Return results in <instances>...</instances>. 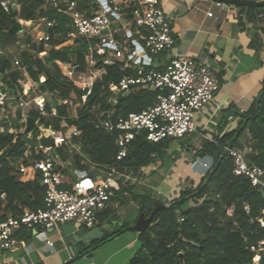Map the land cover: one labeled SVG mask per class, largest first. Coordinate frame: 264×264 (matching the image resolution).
<instances>
[{"label":"trees","instance_id":"obj_1","mask_svg":"<svg viewBox=\"0 0 264 264\" xmlns=\"http://www.w3.org/2000/svg\"><path fill=\"white\" fill-rule=\"evenodd\" d=\"M3 1H13L16 6L5 10L1 6ZM78 2L77 9L86 10L87 16L91 15L90 11L97 10L92 8L90 0ZM132 6L133 4L124 8L129 21L133 20ZM238 8L241 15H246L250 21L261 25L264 35V8ZM37 18H45L53 23L52 27L45 24L50 40L42 43L36 54L25 53L23 64L29 76L38 82L40 91L57 100L55 103L48 101L47 106L50 113L52 105H56L57 116L40 117L39 114L31 113L33 119H41V125L55 131H66L62 126L64 122L68 126L77 127L81 134L73 137L72 143L81 146L82 153L92 162L104 167L116 166L120 170L138 172L155 164L157 160H164L174 140L152 143L145 135L137 136L129 145L127 156L118 161L120 148L116 142V134L96 126L100 118L126 117L130 113L141 112L156 102L158 91L136 88L130 94L118 96L109 92L110 83H119L123 77L133 74L125 63L117 61L114 65L107 66V75L99 80L87 102L77 107L75 120L70 119L69 110L72 106L58 104V101L73 104L81 100L83 95V92L62 76L58 63L78 64L80 70L85 71L86 57L97 39L68 38L74 31L72 19L51 6L49 0H0V44L18 41L21 34L20 20L32 21ZM28 25L23 23V27ZM45 44L49 45L50 50L40 58L38 53L44 51ZM95 57L101 59L96 54ZM0 73L5 76L3 81L9 88H16L20 74L13 71L9 60L1 57ZM42 75L46 76L44 83L39 82ZM262 93L259 107L255 104L243 115L237 130L217 137L213 142H205L197 151L196 158H213V167L197 186L192 182L190 187L183 188L179 197L172 200L168 208L156 214L152 224L140 234L142 247L130 264H254L258 255L259 264H264V251L258 252L259 245L264 242V227L259 222L263 217L264 196L247 178L233 174V159L225 151V147L242 151L248 163L264 169V89ZM38 134L39 130L35 129L36 138ZM27 144V135L0 132V221L9 215L17 216L26 210L36 211L44 207L45 187L41 184L40 176L32 181L20 180L21 164L29 165L30 160L45 158L43 152L37 153L35 150L26 156ZM56 151L66 159L65 153L71 152V149L65 144ZM72 154L79 171H85L86 167L81 165V156L76 151H72ZM119 187L112 200H117L119 196L123 200H140V212L146 217L151 215L157 205L164 204L162 200L151 201L144 194H136V186H126L120 182ZM125 191L129 196H124ZM112 215L110 210L104 211L98 216L97 223L116 217ZM127 227L128 225H124L122 229L106 235L97 244L102 245ZM20 235L27 237L29 233L24 229Z\"/></svg>","mask_w":264,"mask_h":264},{"label":"crops","instance_id":"obj_2","mask_svg":"<svg viewBox=\"0 0 264 264\" xmlns=\"http://www.w3.org/2000/svg\"><path fill=\"white\" fill-rule=\"evenodd\" d=\"M103 1L90 0V3L92 8H97L98 11ZM160 6L165 14L172 18L175 46L171 51L148 55L150 60L147 61L149 66L146 67L163 69L175 57H188L209 66L220 82V91L214 101L195 115L196 131L189 134L196 139L192 145L185 143L171 147L174 140L164 160H157L155 164L138 172L120 170V182L126 186H136V194H144L151 201L162 200L169 206L172 200L179 197L183 188L190 187L192 182L197 186L208 172L206 166L214 164L211 157L196 158V153L203 144L237 130L243 115L257 104V99L264 89V35L261 25L250 21L246 15H241L238 6L213 0H160ZM96 11H90L91 15ZM79 12L87 15L86 10ZM42 19L20 20L21 34L18 41L0 44V57L9 60L13 71L20 74L16 88L12 89L4 83L5 76L0 73V85L14 94L24 96L26 100L31 101L43 95L48 102L50 94L40 91L38 82L29 76L23 64V55L36 54L37 48L44 43L36 39L46 32ZM24 22L29 25L23 27ZM113 30L120 43L133 41L143 46L138 29L127 20L126 14L122 13L113 19ZM126 32L129 38L125 36ZM44 46V51L38 53L40 58L50 50L48 44ZM16 62H20V65H16ZM45 81L46 76L42 75L39 82ZM31 113L38 114L31 111L23 116L18 108L0 109V120L4 121L1 131L24 134L27 118L32 117ZM35 129L36 126L29 132L27 139H35ZM37 141L39 142V139ZM67 145L71 152L65 153L66 159L56 151L57 148L51 152L43 150L39 143L34 147L29 142L27 148L30 153L33 150L37 153L43 152L44 159L56 163L66 182L64 188H70L69 184L78 176L79 169L72 151L81 156V165L86 167L85 171L79 172L88 173L93 178L103 177L104 166L86 157L81 146L73 144L72 141ZM130 173L137 175L130 178ZM36 177L31 170L26 175L20 173V180L23 182L32 181ZM127 194L129 196V193ZM140 204V200H123L122 196L112 200L107 210L116 217L96 224L101 227L103 238L122 229L124 225L128 227L100 246L97 242L92 245L84 244L83 238L87 228L72 223L58 224L46 231L41 228L26 229L29 233L27 237L20 235L24 230L22 229L17 237L26 242V247L0 256V264H130L142 247L140 234L128 230L135 225L141 214ZM48 241L52 242L53 246H49Z\"/></svg>","mask_w":264,"mask_h":264},{"label":"built area","instance_id":"obj_3","mask_svg":"<svg viewBox=\"0 0 264 264\" xmlns=\"http://www.w3.org/2000/svg\"><path fill=\"white\" fill-rule=\"evenodd\" d=\"M49 4L71 17L74 31L68 38L97 39L86 57L85 71H81L78 64H58L62 76L83 92L81 105L93 94L99 80L107 75V66H112L117 61L125 63L133 74L123 77L119 83L109 84L108 90L113 96L130 94L136 88L159 92L155 104L141 112H133L118 119L108 116L106 119L100 118L96 123L98 128L116 134V142L120 148L118 161L127 156L128 147L137 136L145 135L148 141L159 143L167 139H183L196 131L195 115L214 101L220 91V82L209 66L188 57H175L162 70L146 67L150 60L148 55H159L171 51L175 46L173 21L161 8L160 0H132L131 3L127 0H105L100 10L90 16L78 11V0H49ZM131 4V23L138 29L143 46L133 41L120 43L113 30V19L122 13L126 14L124 8H129ZM1 6L9 10L16 4L13 1H3ZM42 21L47 27L53 26L45 18ZM128 35L126 32L127 38ZM37 40L47 43L50 36L44 32ZM95 54L101 59H96ZM99 63L101 66H98ZM16 65H20V62H16ZM62 103L72 106L69 101ZM47 106V99L43 95L30 101L0 85L2 110L18 108L23 116L31 111H35L40 117L57 116V109L51 108L49 113ZM35 122L40 123V126H36L39 130L37 139L42 136L52 137L54 148L69 144L73 137L81 134L77 127H69L65 122L62 126L68 128L66 131L46 128L41 125V119ZM225 151L233 159V174L247 178L264 196V169L248 163L244 154L236 149L226 147ZM30 154L27 150L26 156ZM213 165H207V170H211ZM29 170L35 176H40L41 184L45 187L44 207L36 211L26 210L17 216L10 215L0 221V256L26 247V242L17 237L22 229L41 228L46 231L66 223L87 229L94 228L98 216L109 208L115 197L122 176L116 166L104 167L102 178H93L88 173L78 171L76 180L69 184L70 188H64V176L53 160H31L29 165H21L19 168L22 175H26ZM127 195L124 193V196ZM262 215L259 222L264 227V211ZM47 243L53 246L52 242ZM260 251H264V242L259 246L258 252ZM259 262L260 255L256 256L254 264Z\"/></svg>","mask_w":264,"mask_h":264},{"label":"water","instance_id":"obj_4","mask_svg":"<svg viewBox=\"0 0 264 264\" xmlns=\"http://www.w3.org/2000/svg\"><path fill=\"white\" fill-rule=\"evenodd\" d=\"M213 1H217L220 3L228 4V5H234L238 7L245 6V7L264 8V1H259V2L254 1V0H213ZM103 3L105 4V0L103 1ZM262 96H263V93H261L257 99V107H259L260 105ZM231 113H233V111ZM247 121L248 120L245 121V124L247 123ZM35 126H40V123H36L32 117H28L27 126L24 130V134L28 135L29 132L35 128ZM39 144L42 148L50 149L51 152H53V149L55 147V142L52 137L42 136L39 139ZM168 207L169 206L165 204L157 205L149 217H146L144 213H141L135 225L132 227H129L128 230L130 232L139 233V234L144 233L148 229V227L152 224L153 219L156 216V214L159 211L166 209ZM103 236H104V233L101 230V227L95 226L94 228L87 229L86 234L83 238V242L86 245H92L98 242L100 239H102Z\"/></svg>","mask_w":264,"mask_h":264},{"label":"rangeland","instance_id":"obj_5","mask_svg":"<svg viewBox=\"0 0 264 264\" xmlns=\"http://www.w3.org/2000/svg\"><path fill=\"white\" fill-rule=\"evenodd\" d=\"M37 39V38H36ZM70 42V41H69ZM50 100H52V102L53 103H55V102H57V100L55 99V97H53V96H51L50 95ZM58 104H63V103H60V101H58ZM82 104V102H81V100H78V101H76L75 103L73 102V104H72V107H70V110H69V113H70V119L71 120H75L76 118H77V107L78 106H80ZM52 108H56V105H52ZM15 112V111H14ZM12 113H13V111H12ZM11 112H10V114H12ZM4 121H2V120H0V132H2L1 130H2V127H3V123ZM67 126H68V124L67 123H65ZM66 126H64V128H65ZM69 127H71V126H69ZM66 130H68V128H66ZM33 137L35 138L34 140L33 139H28V142L31 144V145H33L34 147L35 146H37V144L39 143L38 141H37V139H36V137L34 136V134H33ZM196 141V139H195V136H193V135H187L185 138H183V139H178V140H175V142L173 143V146H171V147H174V146H177V145H180V144H188V145H192L194 142ZM241 153H243L244 154V152H242V151H240ZM136 175L137 174H129L128 176L130 177V178H134V177H136ZM132 182V181H131ZM153 195V194H152ZM191 205H194L193 203H191ZM135 216H136V214H135ZM260 246V245H259ZM261 252V251H260Z\"/></svg>","mask_w":264,"mask_h":264}]
</instances>
